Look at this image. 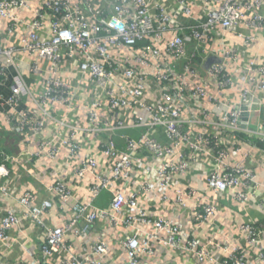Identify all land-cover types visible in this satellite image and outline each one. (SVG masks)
<instances>
[{"label":"built area","instance_id":"1","mask_svg":"<svg viewBox=\"0 0 264 264\" xmlns=\"http://www.w3.org/2000/svg\"><path fill=\"white\" fill-rule=\"evenodd\" d=\"M0 88L20 142L0 152V264H106L114 245L125 264H264V0H0ZM14 165L49 198L17 196ZM225 195L260 221L228 234ZM55 208L70 216L50 227Z\"/></svg>","mask_w":264,"mask_h":264},{"label":"crops","instance_id":"2","mask_svg":"<svg viewBox=\"0 0 264 264\" xmlns=\"http://www.w3.org/2000/svg\"><path fill=\"white\" fill-rule=\"evenodd\" d=\"M0 92H5L6 96L9 95L8 89L2 90L0 88ZM3 111H6V109L3 108L2 103H0V112ZM19 144V139L12 132L9 131L7 125H4L2 129H0V152L4 151L5 153L11 155L18 154L20 153ZM258 161L259 163L256 168V172L258 174L260 182V172L264 174V170L260 169V158H258ZM17 168L15 165L13 166L12 176L10 178V180L12 181H8L10 189H15L17 196L21 195L23 192L29 189L36 193L39 200L49 198L47 193L44 191L42 185H46L44 183H48V185H51L53 181H42L44 183L40 181H31L30 177L27 174L28 171L26 169H24L23 171H18ZM203 174L204 170L202 167H192L191 176L194 179L193 186L201 192L208 193V195H210V192L207 190V187L205 185ZM20 179H22V181H18ZM71 183L73 184L74 182L71 181ZM76 191L80 195L87 196V193L84 188H76ZM258 200L260 202V192L258 193ZM109 201V196L105 195L103 199L98 203V205L108 206ZM12 203L5 202L0 195V218L3 216L4 212L8 208H10V206L12 207ZM58 204L59 203L57 202V205ZM152 210L153 212H157L159 214H168V212H164L158 205L154 206ZM69 216L70 215H68L65 211H61L58 208H55L45 215L44 221L48 226L54 227L65 223L68 220ZM261 217L262 215L260 214V203L253 204L247 211H244L235 204V201L230 195H225L224 197L218 199V216L215 220V224H218L223 227L228 234H236L238 226L241 223L247 221L248 219L260 221ZM184 219H186V221L189 220L186 216ZM103 230L104 233L107 232L106 228H103ZM209 231L211 233V229ZM26 232L28 236L32 239L31 246H33V248H36L42 241L41 238L43 235V231L33 229V227H27ZM207 234H209V232H206V235ZM217 237L221 238L219 236ZM113 247L114 248L112 250V254L106 264H125V252L116 245H114ZM79 251L80 249L76 248V252ZM23 255L24 251L22 248H18L12 252L7 250L6 252H4L2 264H15L17 260L23 257ZM142 264H196V262L192 257L184 256L179 253L164 251L163 253L158 254L154 258L143 259Z\"/></svg>","mask_w":264,"mask_h":264}]
</instances>
